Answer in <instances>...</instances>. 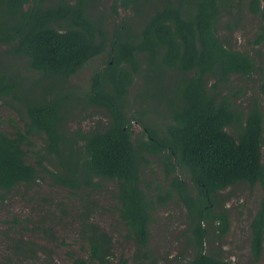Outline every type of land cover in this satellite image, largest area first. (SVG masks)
<instances>
[{"label":"trees","instance_id":"trees-1","mask_svg":"<svg viewBox=\"0 0 264 264\" xmlns=\"http://www.w3.org/2000/svg\"><path fill=\"white\" fill-rule=\"evenodd\" d=\"M50 1L0 0V103L13 106L19 116L13 133L3 131L0 117V190L32 186L41 174L72 191L114 183L119 218L135 247L134 264L154 263L149 250L153 213L178 199L186 210L184 237L194 253L190 264H232L221 249L206 247L216 231L221 239L230 229L221 194L241 183L259 186L262 199L250 224L257 264L264 249V114L256 100L243 110L237 101L242 93L231 85L233 79L259 76L264 96V64L218 31L222 14L239 3L113 0L115 17L122 8L141 19L134 28L128 18L109 27L107 17L95 15L96 0ZM247 9L261 21L255 41L260 45L264 0H249ZM105 52L109 59L91 76L89 92L81 98L71 94L69 80ZM168 77L176 79L169 89ZM139 81L155 83L153 97H166L164 129L148 125V111L129 113L127 99ZM79 108L101 110L107 124L83 130L81 116L79 128L70 131ZM135 121L143 127L136 141ZM34 137L43 138L44 151L35 149L31 163ZM153 158L171 178L167 186L153 188L143 179ZM47 163L61 170L54 174ZM81 234L89 257L72 256L73 264H112L113 237L88 215ZM14 250L19 259L8 257L0 264H31L38 253L47 264H57L49 251L31 242L18 240Z\"/></svg>","mask_w":264,"mask_h":264},{"label":"rangeland","instance_id":"rangeland-1","mask_svg":"<svg viewBox=\"0 0 264 264\" xmlns=\"http://www.w3.org/2000/svg\"><path fill=\"white\" fill-rule=\"evenodd\" d=\"M58 0H51L57 2ZM113 0H96L95 15L100 13L109 19V27L120 23L121 19L128 18L134 28L141 26V19L132 10L125 11L119 8L118 19L112 14ZM249 0H234L239 3L238 8L233 7L221 16L219 34L230 40L231 44L240 51L250 53L258 63L264 64V41L256 45L255 41L261 30V21L252 15L248 9ZM232 29L229 30L228 26ZM109 57L107 52L92 59L82 68L77 75L69 80L68 91L78 97L84 96L90 90V80L93 73L102 68ZM20 66L23 65L20 63ZM24 75H31L25 71ZM258 77L238 78L232 80V91L242 93L237 98L239 106L247 110L249 105L256 100L264 114V96L259 90ZM167 78L166 88L175 84V78ZM156 85L149 82L148 85L139 81L132 87L127 99L129 113L140 110L148 111L145 117L149 126H162V115L166 112V97H153L156 94ZM169 94L168 96H171ZM140 96H142L140 98ZM152 96V97H151ZM148 108H142V107ZM81 111L80 113H78ZM76 117L69 122V130L75 131L80 117H84L81 123L83 130L95 127L97 122L107 124L106 116L101 110L89 108L88 110L75 111ZM133 116V115H130ZM0 117L3 121V131L13 133L14 126L19 124V116L13 106L4 102L0 103ZM22 126V124H21ZM134 139L142 137L141 123L135 121ZM35 148L29 150V161L34 163V150L43 148V138L34 137ZM264 155V154H263ZM50 172L61 170L59 165L47 163ZM182 179L186 176L182 173ZM143 179L147 186L155 188V184L167 186L171 178H166L155 158L149 168L143 173ZM100 188L93 191H72L60 186L53 177L41 174L40 179L32 186H21L10 192L0 190V260L8 257L17 259L14 250L16 241L31 242L36 247L44 248L51 253L52 259L57 264H73L72 256L88 259L87 245L81 234L85 215L100 227L107 231L114 241V258L112 264H134L133 257L135 247L127 239V229L119 218V203L116 199V185L111 182L100 184ZM152 193H155L153 189ZM157 193V192H156ZM262 190L259 186L250 188L248 184H238L222 192L224 199L222 206L228 210L230 229L221 239L215 235L207 242V249H221L223 256L232 264H255L251 257L250 224L256 215L262 199ZM187 229L186 210L178 199L166 204L158 205L153 213L151 225V240L149 250L154 258V263L146 264H190L194 253L187 245L184 233ZM212 240V241H211ZM19 259V258H18ZM31 264H47L42 253H38L37 259ZM27 264V263H25ZM257 264H264V249Z\"/></svg>","mask_w":264,"mask_h":264}]
</instances>
